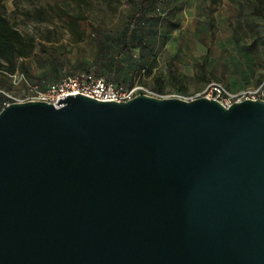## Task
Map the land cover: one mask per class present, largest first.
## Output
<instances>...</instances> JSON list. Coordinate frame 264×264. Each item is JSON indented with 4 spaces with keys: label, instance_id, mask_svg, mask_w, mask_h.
Segmentation results:
<instances>
[{
    "label": "water",
    "instance_id": "obj_1",
    "mask_svg": "<svg viewBox=\"0 0 264 264\" xmlns=\"http://www.w3.org/2000/svg\"><path fill=\"white\" fill-rule=\"evenodd\" d=\"M0 264H264V101L5 106Z\"/></svg>",
    "mask_w": 264,
    "mask_h": 264
},
{
    "label": "rangeland",
    "instance_id": "obj_2",
    "mask_svg": "<svg viewBox=\"0 0 264 264\" xmlns=\"http://www.w3.org/2000/svg\"><path fill=\"white\" fill-rule=\"evenodd\" d=\"M151 17L177 7L180 29L157 50L152 74L131 67L138 55L136 32L130 28L132 0H6V15L24 35L35 38L33 55L26 61L43 84L88 70L107 73L115 81L142 83L157 97L194 99L212 82L237 93L264 80V0H156ZM82 12L84 40L73 34L67 13ZM125 46L129 50L125 51ZM3 63V62H2ZM16 70H20L19 67ZM15 70V71H16ZM178 75V82L171 72ZM160 79V81L157 80ZM0 93L13 101L27 94L24 84L0 77Z\"/></svg>",
    "mask_w": 264,
    "mask_h": 264
},
{
    "label": "trees",
    "instance_id": "obj_3",
    "mask_svg": "<svg viewBox=\"0 0 264 264\" xmlns=\"http://www.w3.org/2000/svg\"><path fill=\"white\" fill-rule=\"evenodd\" d=\"M6 0H0V77L4 75L11 76V73L18 67L21 73H24L26 78L30 81L41 80L34 77L30 67L26 61L20 62V59H28L33 55L35 45V38L32 36L24 35L17 29L9 20L6 15V7L4 4ZM134 2L133 12L129 16V25L133 33L136 32L137 42L135 47L139 49L138 55L131 53V67H135L139 73L145 72L147 75L152 74L154 67L158 63L156 50L160 46H165L171 34L180 29V20L176 18L175 12L177 7H172L170 11L159 17H151L149 10L153 4L155 6L156 0H132ZM154 8V7H152ZM151 8V9H152ZM257 11L264 15V9L258 5ZM69 24L73 34H77L78 40H84L85 31L80 28V21L86 20V16L82 12L67 13ZM129 46H125V51L129 50ZM3 62V63H2ZM171 72V78L178 82V75L175 71ZM92 73L97 76H107L110 80L115 82L118 86L131 87L130 85L123 84L122 82L115 81L107 73L92 72L88 70L81 75H73L83 77L85 74ZM67 77V76H65ZM64 77L60 78L63 79ZM58 80V81H60ZM160 81L159 78H157ZM4 82L3 79L0 80ZM58 81H52L54 83ZM264 81V80H263ZM262 81V82H263ZM261 82V83H262ZM139 83V82H137ZM46 85V84H44ZM13 101L5 91L0 93V111L5 107V103Z\"/></svg>",
    "mask_w": 264,
    "mask_h": 264
},
{
    "label": "built area",
    "instance_id": "obj_4",
    "mask_svg": "<svg viewBox=\"0 0 264 264\" xmlns=\"http://www.w3.org/2000/svg\"><path fill=\"white\" fill-rule=\"evenodd\" d=\"M13 83H22L26 87L27 94L23 100L46 101L57 105L62 95L81 93L101 101H128L141 94L158 96L151 89L142 83H135L131 87L118 86L107 76H97L92 73L85 74L83 77L67 76L58 82L44 85L38 81H30L24 73L16 70L11 73ZM213 98L220 101L226 107H230L235 102L246 99L264 101V81L256 86H251L243 91L234 93L222 83H210L199 97ZM16 102L9 101L5 106Z\"/></svg>",
    "mask_w": 264,
    "mask_h": 264
}]
</instances>
